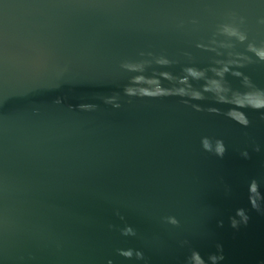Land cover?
<instances>
[{"label": "water", "instance_id": "1", "mask_svg": "<svg viewBox=\"0 0 264 264\" xmlns=\"http://www.w3.org/2000/svg\"><path fill=\"white\" fill-rule=\"evenodd\" d=\"M230 12L246 17L250 40L264 41V0H0V264H144L118 248L141 249L148 264H183L184 239L205 257L222 244L221 264H264V214L247 198L253 177L264 190L261 112L244 109L245 128L179 97L121 95L119 109L99 99L122 92L130 74L120 62L142 50L178 60L175 72L189 63L184 50L206 66L213 54L195 42ZM243 71L264 88V63ZM80 102L99 107H68ZM202 136L222 138L225 156L203 150ZM240 207L250 220L233 229ZM125 223L136 236L121 235Z\"/></svg>", "mask_w": 264, "mask_h": 264}, {"label": "clouds", "instance_id": "2", "mask_svg": "<svg viewBox=\"0 0 264 264\" xmlns=\"http://www.w3.org/2000/svg\"><path fill=\"white\" fill-rule=\"evenodd\" d=\"M260 25H264V16L258 18ZM192 25H197L199 20L193 17L190 21ZM178 28L183 29L184 21L177 24ZM237 45H245L244 51H239ZM195 47L213 55L209 58L206 66L200 67L194 63L193 53L184 50L182 55L188 58L189 63L184 64L179 72L172 71L174 65L179 61L168 57L164 53L156 54L152 51H140L138 59H123L120 62V69L130 74L128 82L123 85L122 92L114 91L110 95H102L99 99L105 105H111L119 109L121 95L129 98H167L179 97L180 102L191 107L197 112L207 111L214 114H222L235 123L247 128L251 124L244 109H252L261 112V119H264V88L258 87L252 78L243 71L251 64L264 63V41L259 43L249 39L246 28V17L237 15L234 12L228 13L225 20L218 23L212 34L206 39L195 42ZM153 65L157 67H153ZM149 69L151 71L149 72ZM238 78L241 88H233L228 77ZM194 82H197V87ZM202 82V83H201ZM66 97L57 96L55 104H63ZM212 101L213 103L205 106L202 101ZM227 105L226 109L219 107ZM69 108L80 111H95L99 105L94 102H80L76 105L69 104ZM201 147L206 152L212 153L218 158H223L227 152V146L222 138L209 136L201 137ZM254 152H260L261 146L254 145ZM240 156L250 159L251 155L245 148L240 151ZM224 185L225 195H231L232 187L221 178ZM247 198L252 210L264 214V190L261 181L251 178L247 187ZM248 209L237 208L235 214L229 217L230 226L239 229L247 226L250 220ZM116 214L123 220L117 210ZM164 222L173 226H179L180 220L174 215L163 217ZM223 226V221H219ZM109 227H114L109 225ZM123 236H136V229L130 224L119 229ZM181 247L189 246V254L185 257L183 264H221L224 261L223 245L216 244V251L201 254L200 250L190 246L187 239L180 241ZM119 256L126 259L142 260L148 264L144 252L141 249L118 248ZM107 264H113L109 259Z\"/></svg>", "mask_w": 264, "mask_h": 264}]
</instances>
